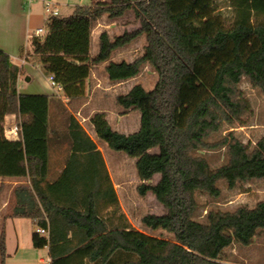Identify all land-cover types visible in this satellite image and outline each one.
<instances>
[{
  "label": "trees",
  "instance_id": "1",
  "mask_svg": "<svg viewBox=\"0 0 264 264\" xmlns=\"http://www.w3.org/2000/svg\"><path fill=\"white\" fill-rule=\"evenodd\" d=\"M234 17H217V0H110L76 5L64 16L48 14L42 34H33L21 50L39 65L70 99L82 97L92 66L106 63L110 81L157 72L152 89L141 83L117 96L125 110H140L138 130L113 128L104 112L91 121L99 139L136 158L141 195L151 191L166 209L146 213L142 224L164 230L159 237L105 216L103 204H120L97 142L71 113L68 141L58 177L48 179L52 134L50 94L20 92V66L0 49V176L28 179L14 188L15 205L6 217H26L49 230L33 234L36 247H49L51 264H219L234 243L250 245L264 228V199L235 210L209 209L198 220L197 194L219 197V180L234 189L264 177V136L255 144L233 130L211 140L225 125L243 123L251 111L240 84L244 76L264 94V0H226ZM133 9L140 26L112 37H99L91 54L92 30L103 16L117 20ZM144 38L133 61L113 59L119 48ZM28 46V47H27ZM22 116L18 138L5 134V117ZM224 148L226 161L212 168L200 151ZM153 149L157 151L152 152ZM100 170L106 171V178ZM160 174L158 182L153 177ZM126 217L125 214H121ZM1 264H6L5 226L0 235Z\"/></svg>",
  "mask_w": 264,
  "mask_h": 264
},
{
  "label": "rangeland",
  "instance_id": "2",
  "mask_svg": "<svg viewBox=\"0 0 264 264\" xmlns=\"http://www.w3.org/2000/svg\"><path fill=\"white\" fill-rule=\"evenodd\" d=\"M216 4L218 7L216 10L218 19L225 24H230L234 17V11L229 1L217 0ZM59 15H68L67 10L64 8L60 9ZM120 20L122 22H119L117 27L112 28L111 35L122 33L124 30H134L140 25V22L137 21L134 16L133 9L127 11L126 15H124V17ZM144 42L145 41H141L140 45H138L139 51H142L141 46ZM12 59L15 64L20 65L21 62L18 58ZM39 69H42L39 65H34V67L25 65V67H20V73L32 75V71H39ZM102 79V85L109 83L107 77ZM157 80L158 74L155 72V70H153V68L149 67L144 69L139 77L133 79L127 85H122L119 87L114 97L109 96L107 101L108 107L114 108L118 112L121 111L120 113L123 114L122 107L116 103V95L124 91L127 87H129V85L135 83H141L146 89H152L155 86ZM19 82L20 85L27 83L25 77H23V79H21ZM33 82L30 88L36 90L35 83ZM240 87L244 91L245 96L250 101L251 111L246 114L243 123L237 122L233 125H225L221 132L214 134L211 137V140L218 139L221 135L230 130H233L236 135H238L245 142H251L253 144H255L259 138L264 136V94L261 89L254 86L250 79L246 76L242 78ZM47 91L51 94L50 104L53 106L55 105V100H57V98L65 99L63 92V94L60 92L58 93L59 95L54 97V95H52V89L49 88ZM62 108L66 114H68L67 108H65L64 104L62 105ZM73 111L75 118L102 147L101 150L106 153L111 167L115 169L114 171L119 170L118 168H120L128 173L129 176L134 174V172L137 173L135 157L127 155L124 151L111 148L106 141L98 138L93 124L91 123V119L84 118L93 113L91 109H83L81 112H77L75 109ZM112 123L116 127L115 129L121 132L136 131L140 127L141 111L134 110L130 112L128 115L124 116L122 122H120L118 125H116L115 120H112ZM52 134H54L55 138L59 141L60 139H67V134L64 133L63 130L52 132ZM154 151H157V149L152 150V152ZM200 154L206 156L212 168L222 165L227 159L224 148L213 150L203 149L200 151ZM160 177V174H156L153 177L152 182H158ZM218 183L222 189V194L219 197L215 198L204 192H199L197 194L199 208L194 215L196 219L204 221L206 219L207 211L212 208L230 211L235 210L241 205L253 207L260 199H264V181L253 179L247 182H240L234 189L229 188L227 182L223 179L219 180ZM259 188H261V190H259ZM132 193L135 204L133 207H127V210L134 223V228L159 237L172 238L173 235L171 233L164 230H150L146 228L141 222L142 216L146 213H166V209L164 208L163 204L157 200L151 191L143 196L138 192L137 188H133ZM10 197L12 198V196ZM2 198V195H0V200ZM1 205L3 210H0V235L4 227V217L6 213H10L13 209V205H10L6 208H3L2 202ZM5 229L7 239L6 244L8 246L9 253L19 250V258L22 261H25V264H42L39 259L48 257L49 254L46 247H36L33 244V234L36 232V225L32 219L26 217H12L7 221V223H5ZM254 240L255 241H253V243L250 245H243L239 242L234 243L230 247H233L232 252H238L240 259L231 257V255L229 256L228 254L226 256L227 259L232 261L238 260L239 262L245 264H264V228L258 229Z\"/></svg>",
  "mask_w": 264,
  "mask_h": 264
},
{
  "label": "crops",
  "instance_id": "3",
  "mask_svg": "<svg viewBox=\"0 0 264 264\" xmlns=\"http://www.w3.org/2000/svg\"><path fill=\"white\" fill-rule=\"evenodd\" d=\"M48 1L56 4L59 7V9L64 8L65 10H67V14H70L74 10L76 5L92 4L97 1H110V0H0V49H3L7 53H9L12 58H18L21 62L19 65L20 67H25V65H30L31 67H34V65L28 62H23V59L21 57V50L23 47L27 45L29 38L34 34L35 30L39 27L45 26L46 18L48 15L45 9V3ZM123 17L124 15L119 17L117 20H109L106 16H103L97 20L92 30V37H91L92 55L97 54V52L99 51V37L101 33L107 31L111 35L112 28L117 27L119 25L118 23L122 22L120 19H122ZM125 31H132V30H124L122 33H117L111 36L114 37L115 35L123 34ZM141 41H145L144 38L141 37L140 39L133 41L130 45L119 48L116 51L113 59L116 61H121V60L133 61L143 53L144 43L141 46L142 51L138 50L139 49L138 45H140ZM105 65L106 63L96 64L92 66L91 75L88 78L87 83L85 85L86 86L85 93L84 95H82V97L79 98L70 99L65 94H63L62 90H58L55 86L51 84L50 77L46 76L43 73L42 69H39V71H32L31 72L32 75L26 73L25 74L20 73L18 79V88L20 92L47 93V94H50L47 91V89L50 88L53 90L52 95H54V97L59 95L58 93L60 92L63 94L65 99L57 98V100H55L54 106L50 104V118H51L50 124L52 128V132L63 130L64 133L66 134L68 133V122L65 120L66 112L62 108L63 104L65 108H67L68 113H71L73 115H74V111H73L74 109L77 110V112H81L83 109H87V110L91 109L93 113H91L87 117H84L87 119H91L96 112H104L106 114L107 119L115 129L116 127L113 125L112 120H115L116 125H118L120 122H122L124 116L128 115L130 112L134 110H125L116 101L117 105H119L123 109V114H121L120 113L121 111L118 112L114 108L108 107V103H107L108 98L109 96L114 97L119 87H121L122 85H127L130 81H132L133 79L139 76L125 81L113 82L110 81L108 78ZM149 67L150 66H146L144 69H147ZM28 76L30 77V80L27 79ZM23 77H25L27 83L24 85L23 84L20 85L19 81H21ZM104 77H107L109 83L102 85V80H103L102 78ZM32 82L35 83L36 90L30 88ZM133 85L134 84L129 85V87H127L124 91L118 93L116 95V98L119 94L127 92ZM21 119L22 116H19L17 114L7 115L5 117V123H4L5 129L14 125L20 126ZM124 133H131V132H124ZM6 136L10 139L17 138V137L11 138L7 134ZM53 138L56 139L55 136ZM66 141H68V139H66ZM60 145L61 143L59 142V140H54L53 147L51 150L50 165L48 172V179L50 181L55 180L62 170V166L58 163L60 162L64 164V158L66 152L62 153L60 151L61 150ZM98 148L100 150L102 149V147L99 144H98ZM101 152L106 164L107 172L111 178L115 193L117 195L120 204V209L118 210L117 209L115 210L113 204H107V205L103 204V206H106L103 209L104 215L105 216L113 215L116 222L119 220L121 222L129 223L134 227V223L128 213L127 207L129 206L133 207L135 204L132 191L133 188H137L138 184L141 182L138 173L134 172V174H131L129 176V174L126 173L123 169L118 168L119 170L114 171L115 169L111 167V164L109 163L106 153L103 152L102 150ZM100 171L103 174L104 178H106V171L104 170H100ZM256 180L264 181V177ZM28 181H29L28 179L0 176V195H2L3 197L0 200V210H3L1 202L3 203V208H6L10 205L13 206L15 205V196H14L15 186L18 185L19 183L28 182ZM259 190H261V188H259ZM10 196H12V198ZM122 213H125L126 215L125 218L121 216ZM8 214L9 212L6 213V215ZM6 215L3 220L4 226L5 223H7V221L10 218H12V217H6ZM254 239L253 241H255ZM45 247L47 248L49 254V247L48 246ZM232 249L233 247H229L224 250L221 259L218 260L219 264H245L239 262L238 260L232 261L230 259L229 260L227 259L226 257L227 254L229 256L231 255V257H236L240 259L238 252L237 251L232 252ZM41 259L42 258L39 259L40 262ZM5 263L25 264V261H22L19 258V250H15L14 252L9 253L7 246V257Z\"/></svg>",
  "mask_w": 264,
  "mask_h": 264
},
{
  "label": "built area",
  "instance_id": "4",
  "mask_svg": "<svg viewBox=\"0 0 264 264\" xmlns=\"http://www.w3.org/2000/svg\"><path fill=\"white\" fill-rule=\"evenodd\" d=\"M45 9H46V12L48 14L58 15L60 13L59 7L50 1L45 3ZM44 30H45V28L43 26L39 27L35 30L34 34H42L44 32ZM23 62H26L25 59H23ZM50 80H51V84L53 86H55L58 90H61V86L58 83H56L52 77H50ZM20 129H21L20 126L14 125V126H10L9 128H6L5 132L11 138H16V137L18 138ZM36 231L39 234L44 235V236L49 235V230L45 227H42V226H37ZM51 261H52V259L50 256H48L47 258L41 259L42 264H51Z\"/></svg>",
  "mask_w": 264,
  "mask_h": 264
},
{
  "label": "water",
  "instance_id": "5",
  "mask_svg": "<svg viewBox=\"0 0 264 264\" xmlns=\"http://www.w3.org/2000/svg\"><path fill=\"white\" fill-rule=\"evenodd\" d=\"M27 79L30 80V77L28 76Z\"/></svg>",
  "mask_w": 264,
  "mask_h": 264
}]
</instances>
